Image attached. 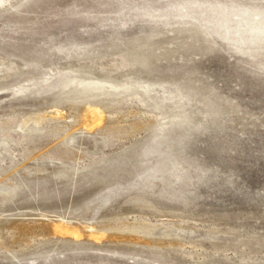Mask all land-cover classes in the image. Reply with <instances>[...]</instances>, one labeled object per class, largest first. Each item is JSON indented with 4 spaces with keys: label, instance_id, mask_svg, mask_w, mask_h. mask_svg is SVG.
<instances>
[{
    "label": "rangeland",
    "instance_id": "obj_1",
    "mask_svg": "<svg viewBox=\"0 0 264 264\" xmlns=\"http://www.w3.org/2000/svg\"><path fill=\"white\" fill-rule=\"evenodd\" d=\"M0 122V264H264V0H0Z\"/></svg>",
    "mask_w": 264,
    "mask_h": 264
},
{
    "label": "bare ground",
    "instance_id": "obj_2",
    "mask_svg": "<svg viewBox=\"0 0 264 264\" xmlns=\"http://www.w3.org/2000/svg\"><path fill=\"white\" fill-rule=\"evenodd\" d=\"M71 87L73 89H75L77 91H81V92L82 91H91L92 92V91L104 90L106 88H107V90L110 89V91L113 90L112 86H109V85H106V84H102L100 82H92V81H87V82L74 81V82H72ZM118 89H120L121 92L122 91L124 92L125 89L127 90V88L125 86L120 87ZM168 122H169V119L165 120V119L160 118V119L157 120L156 127L162 126V125H164V124H166ZM6 125H8V123L0 122V142H2L4 144V146H5L4 149H3L4 152H9L8 151V145L10 144L11 139H9L10 132L7 129ZM40 134H41L40 128H31L28 132H26L25 134H23V135H21L19 137V143L23 142V141H26L27 143L33 142L37 137L40 136ZM0 170H5V169H1L0 168ZM11 195H12V189H11V191L3 194L2 198L3 199H7ZM57 229H58V231H60L61 227H58ZM72 235L75 238H77L78 237V232L73 231Z\"/></svg>",
    "mask_w": 264,
    "mask_h": 264
}]
</instances>
